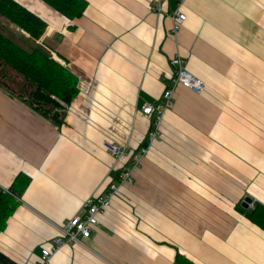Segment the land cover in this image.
<instances>
[{
    "label": "crops",
    "instance_id": "crops-1",
    "mask_svg": "<svg viewBox=\"0 0 264 264\" xmlns=\"http://www.w3.org/2000/svg\"><path fill=\"white\" fill-rule=\"evenodd\" d=\"M15 1L46 22L38 44L77 94L55 126L0 90V188L13 190L0 264H35L146 147L90 236L49 264H264V230L247 216L264 206V0H83L73 20ZM176 9L186 20L174 33ZM176 56L206 89L178 87L157 125L140 110L161 101Z\"/></svg>",
    "mask_w": 264,
    "mask_h": 264
},
{
    "label": "trees",
    "instance_id": "trees-1",
    "mask_svg": "<svg viewBox=\"0 0 264 264\" xmlns=\"http://www.w3.org/2000/svg\"><path fill=\"white\" fill-rule=\"evenodd\" d=\"M42 1L70 20L79 17L85 8L83 0ZM0 17L29 36L22 44L12 32L0 28V90L53 125L60 124L63 107L77 94V78L37 44L46 31V22L15 0H0ZM10 194L12 189L6 192L0 188V232L11 212ZM247 216L264 230V206H255ZM176 264L190 262L178 255Z\"/></svg>",
    "mask_w": 264,
    "mask_h": 264
},
{
    "label": "built area",
    "instance_id": "built-area-1",
    "mask_svg": "<svg viewBox=\"0 0 264 264\" xmlns=\"http://www.w3.org/2000/svg\"><path fill=\"white\" fill-rule=\"evenodd\" d=\"M183 1L179 0V4H182ZM153 9L158 13L162 12L160 4H156ZM170 18L173 23L172 30L176 33L184 24L186 16L179 9H176L170 14ZM170 65L173 68V73L168 79V86L162 93L161 101L146 103L140 110L143 116L154 118V122L157 125L172 106L175 91L178 87H183L196 94H201L206 89L205 83L186 69V62L183 58L179 56L171 58ZM158 134L156 128L151 129L147 138L149 143L154 141ZM103 147L111 156L118 159L125 154L124 147L121 145L105 142ZM147 152L148 148L146 147L139 149L135 153L131 166L121 169L118 185H110L102 195L88 197L84 201L82 213L73 216L60 226L59 235L43 246L35 264H49L53 255L62 247L76 246L83 243V240L90 236L92 229L97 225L99 216L111 205L113 197L119 192V188L132 182L133 170ZM4 191L7 192V190Z\"/></svg>",
    "mask_w": 264,
    "mask_h": 264
},
{
    "label": "rangeland",
    "instance_id": "rangeland-1",
    "mask_svg": "<svg viewBox=\"0 0 264 264\" xmlns=\"http://www.w3.org/2000/svg\"><path fill=\"white\" fill-rule=\"evenodd\" d=\"M0 28L4 29V32H12L14 34V38L17 39L20 43L22 42V44H23V42L26 41L25 39L29 38V36L24 31L20 30L19 28H16L14 25L10 24L8 21H6L5 19H3L1 17H0ZM36 42H37V44L40 43V39L37 40ZM51 56H52V58L54 57V55H52V54H51ZM12 75H14V74H12ZM5 81H6V79H5ZM17 81L21 82L20 78H17ZM9 86L11 88H13L12 84H9ZM254 208H252V210ZM251 211H249V213Z\"/></svg>",
    "mask_w": 264,
    "mask_h": 264
},
{
    "label": "water",
    "instance_id": "water-1",
    "mask_svg": "<svg viewBox=\"0 0 264 264\" xmlns=\"http://www.w3.org/2000/svg\"><path fill=\"white\" fill-rule=\"evenodd\" d=\"M251 203H252L251 199H249L248 197H245L243 202L241 203V206L245 209H248Z\"/></svg>",
    "mask_w": 264,
    "mask_h": 264
}]
</instances>
